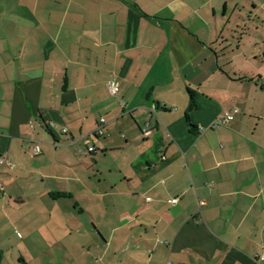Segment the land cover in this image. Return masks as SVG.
I'll list each match as a JSON object with an SVG mask.
<instances>
[{
	"label": "crops",
	"instance_id": "1",
	"mask_svg": "<svg viewBox=\"0 0 264 264\" xmlns=\"http://www.w3.org/2000/svg\"><path fill=\"white\" fill-rule=\"evenodd\" d=\"M0 156V264H264V0H0Z\"/></svg>",
	"mask_w": 264,
	"mask_h": 264
},
{
	"label": "built area",
	"instance_id": "2",
	"mask_svg": "<svg viewBox=\"0 0 264 264\" xmlns=\"http://www.w3.org/2000/svg\"><path fill=\"white\" fill-rule=\"evenodd\" d=\"M107 88H108V91L110 92V94H111L112 96L117 97V96L119 95V92H120L119 81H117V80H115V79L111 80L110 82H108V84H107ZM122 105L124 106L125 104L122 103ZM237 113H238V110H235V111L232 112V113H226V114L224 115V117H223L222 119L219 120V122L222 123V124L229 123V122H231V121L234 120V117H235V115H236ZM105 123H106L105 120L102 119V120H101V124H102V126L105 125ZM148 127H149V124H147L146 127L143 128V133H145V134H148V133H149V132H148V129H147ZM98 132H100V134H102V127H100V128L98 129ZM86 144H87V146H88V151H89V152H94V151L96 150V147H95L94 145H91V144H90V140H86ZM34 152H35V154H37V153L39 152V148L36 147V148L34 149ZM7 163H8V158H6V159L4 160L3 157L0 156V165H4V164H7ZM176 202H177V200H174V203H176Z\"/></svg>",
	"mask_w": 264,
	"mask_h": 264
},
{
	"label": "rangeland",
	"instance_id": "3",
	"mask_svg": "<svg viewBox=\"0 0 264 264\" xmlns=\"http://www.w3.org/2000/svg\"><path fill=\"white\" fill-rule=\"evenodd\" d=\"M14 218L16 217L2 220V217H0V238H19L18 235L22 233V230L16 226Z\"/></svg>",
	"mask_w": 264,
	"mask_h": 264
},
{
	"label": "trees",
	"instance_id": "4",
	"mask_svg": "<svg viewBox=\"0 0 264 264\" xmlns=\"http://www.w3.org/2000/svg\"><path fill=\"white\" fill-rule=\"evenodd\" d=\"M190 97H191V107L190 109L193 110L196 108L195 100H194V93L190 91ZM46 129L50 132L49 126L45 124Z\"/></svg>",
	"mask_w": 264,
	"mask_h": 264
}]
</instances>
